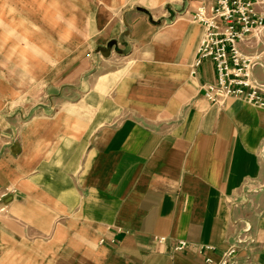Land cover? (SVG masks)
Masks as SVG:
<instances>
[{"label": "crops", "instance_id": "0c3cea01", "mask_svg": "<svg viewBox=\"0 0 264 264\" xmlns=\"http://www.w3.org/2000/svg\"><path fill=\"white\" fill-rule=\"evenodd\" d=\"M200 1L170 22L124 12L93 62L80 48L48 85L52 104L61 88L75 98L18 131L0 126V139L14 135L0 140V185L12 189L0 264H210L248 227L250 261L264 264V108L204 96L217 71L194 67ZM239 46L263 49L255 37ZM255 77L264 83V63Z\"/></svg>", "mask_w": 264, "mask_h": 264}, {"label": "rangeland", "instance_id": "374dc122", "mask_svg": "<svg viewBox=\"0 0 264 264\" xmlns=\"http://www.w3.org/2000/svg\"><path fill=\"white\" fill-rule=\"evenodd\" d=\"M182 1L185 4L186 0H0V115L6 116L0 126L18 131L36 114L53 113L65 96L75 98L61 88L52 104L59 87L48 85L60 83L59 75L79 57L80 48L85 50L83 61L93 62L95 50L102 49L97 41L118 26L124 12L145 13L150 21H160L167 13L170 22L184 8ZM11 138L14 135L0 140Z\"/></svg>", "mask_w": 264, "mask_h": 264}, {"label": "built area", "instance_id": "2783aa9c", "mask_svg": "<svg viewBox=\"0 0 264 264\" xmlns=\"http://www.w3.org/2000/svg\"><path fill=\"white\" fill-rule=\"evenodd\" d=\"M194 19L205 27L194 67L210 60L217 71V80L203 86L204 96L212 103L224 104L229 98H239L264 108V83L255 77L256 66L264 63V0H201ZM251 37L257 38L263 49L244 52L239 44ZM10 192V187L0 185V213L8 211L5 199ZM249 230L248 227L238 235L218 261L210 257L206 261L254 264L250 261L254 239L249 236ZM157 238L164 241L166 237ZM188 246L189 242L181 239L175 248L183 250Z\"/></svg>", "mask_w": 264, "mask_h": 264}]
</instances>
